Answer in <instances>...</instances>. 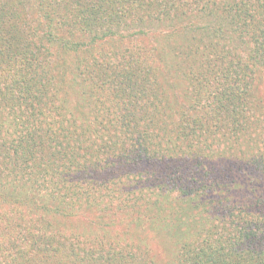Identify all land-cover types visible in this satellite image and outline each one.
Listing matches in <instances>:
<instances>
[{
    "label": "trees",
    "instance_id": "trees-1",
    "mask_svg": "<svg viewBox=\"0 0 264 264\" xmlns=\"http://www.w3.org/2000/svg\"><path fill=\"white\" fill-rule=\"evenodd\" d=\"M32 1L49 18L52 9L66 6V0H26L27 10ZM23 2L0 0V5L17 10ZM76 3L63 24L88 32L89 38L58 39L64 54L74 51L73 64L67 63L69 55L55 63L32 43L16 51L14 40L10 53H3L0 40V108L10 111L8 126L0 128V203L19 202L7 183L21 180L30 191L24 201L39 208L47 202L54 215L70 216L89 203L104 211L143 208L170 221L178 219L180 208H204L201 198L211 184H205L208 174L200 166L217 151L213 143L223 156L232 151L227 142H237V152L247 158L243 161L264 172V0ZM108 19L117 26L124 19L133 30L130 36L142 34L147 38L143 47L151 48L124 51L126 60L118 54L119 62L112 63L113 54L103 52L100 42L122 34L98 32ZM84 66L89 75L100 76L109 92L102 93L91 80L89 87L76 88ZM163 80L182 87L166 94ZM53 85L58 95L47 94ZM164 95L173 99L171 107ZM254 195L261 207L258 222L251 216L248 229L241 223L234 227L243 239L230 229L211 238L200 226L196 239L182 245L178 263L264 264V196ZM234 216L246 217L244 212ZM6 222L11 221L6 217L0 225ZM14 226L17 231L5 240L12 255L8 264L34 255L49 257L53 264H151L119 247L87 249L59 226L48 231L47 224V235L37 237L34 226ZM29 233L33 236L22 240L20 235ZM8 241L15 242L13 247Z\"/></svg>",
    "mask_w": 264,
    "mask_h": 264
},
{
    "label": "rangeland",
    "instance_id": "rangeland-1",
    "mask_svg": "<svg viewBox=\"0 0 264 264\" xmlns=\"http://www.w3.org/2000/svg\"><path fill=\"white\" fill-rule=\"evenodd\" d=\"M76 1L78 0H66V6L52 9L50 18L42 13L35 1L30 3V10L26 8V0L18 6L17 10L6 8L7 12L0 5V40L3 41L1 51L10 53L13 40L16 41V51L20 50V45L26 48L29 43H32L34 49L38 47L40 51L45 49L47 55H50L49 59L52 57L55 63H58L59 60L61 62L65 56L69 55L67 63L69 65L73 64L74 51L64 54L65 49L58 39H61L62 42H66V39L70 38L87 42L89 38L88 32L82 29L73 30L70 26L63 24L67 21L65 16L66 13H69L68 9H71L75 4L77 7ZM122 11L123 13L126 12ZM23 13L25 14L23 15ZM71 14L74 20L76 11L73 9ZM72 19H68V22H71ZM116 24V21L112 22L111 19H108L107 23L98 30L99 33L106 29L122 34V37L117 39L107 36L100 42L99 47L103 52L107 51L108 55L113 54L110 59L112 63L119 62L118 54L123 55V59L126 60L127 57L124 51L128 52L135 49L142 52L141 49L143 50V48H151L152 45L143 47L146 46L147 38L142 37V34L130 36L133 30H130V26L124 23V19L121 20L118 26ZM53 34L54 36H52ZM8 36L11 38L10 41H7L9 40ZM64 46L66 47V45ZM78 53H76V56L81 58ZM79 77L80 84L76 87L78 90L81 91L82 87H89L91 80L99 86L102 93L109 92L107 84L102 82L100 76L89 75L86 66L81 69V76ZM160 86L167 94L170 91H179L182 84L176 81L163 80L160 82ZM57 90L58 87L53 85L47 94L54 93L58 95ZM57 97L60 99L59 96ZM162 100L168 102L167 107L172 106L169 105L170 101L173 100L172 98H167V95H164ZM0 110L2 111L0 113V128L5 129L8 126L7 123L10 122L8 115L10 111L7 107L0 108ZM83 142L85 144L90 143V140H84ZM213 146L217 151L209 153V158L202 159L200 166L202 167L200 168L201 172L208 174L205 177V184H211L210 188H207L209 192H206L203 195L204 197L201 198L204 208L197 209L193 205L185 209L180 208L177 210L179 212L178 219H170V221H167L166 215L157 214L154 217L150 213H144L143 208L141 209V215V212L136 210L119 212L113 206L108 211L101 210L103 209L101 207L97 210L89 203L81 204L79 209L77 208L72 214H69L70 216H67V214L54 215L47 210V202L40 203L42 208H39L36 203L31 204L27 203L29 200L24 201L27 200L30 191L24 187L21 180H16L15 183L17 184L14 185L13 180L9 182L6 179V183L9 182L7 188L11 186L15 189V197L16 199L19 198V202L16 204H12V201L0 203V215L3 214L4 218L7 217L11 221L10 225L7 222L0 225V244L4 245V252L0 250V264L11 262L12 255L7 251L9 248L5 247L7 243L5 240L11 237L13 231H17L14 225H21L22 223L27 227L34 226L33 235L35 237L47 235V224L48 231L55 226H59L68 232L74 233L78 243H84L87 249L108 250L119 247L128 251L129 256L143 257V260L146 259L151 264H179L178 256L182 251V245L196 239L199 230L202 234L211 233L209 235L213 238L215 235L228 233V229H230L234 230L233 232L237 234L236 238L240 240L242 238L238 236L240 229L234 228L236 224L241 223V228L248 229V218H251V216L256 219L255 222H258L255 215L261 207L255 205L253 199L256 197L254 194L264 196L262 194L264 192V172L255 170L254 165L243 161L247 158L237 152L240 149L237 142L229 140L227 146L232 151L222 153L223 156L217 155V152L221 150L217 147L218 144L213 143ZM124 149H128V144L124 146ZM181 163L185 164L184 161H181ZM194 163L198 164L199 162ZM7 188L5 187L4 191H7ZM49 203H51L50 200L48 205ZM227 206L228 209H226ZM239 212H244L246 217L234 216ZM4 218H0V222L4 221ZM6 227H8L7 231L3 230ZM197 229L199 230L197 231ZM33 235L29 233L20 236L24 240ZM18 237L13 238L19 240ZM8 242L11 244L10 248L13 247L15 242ZM18 260L21 261V264H53L49 257L44 258L39 255L28 256L27 258L20 256ZM69 264L74 263L71 260ZM81 264H89V262Z\"/></svg>",
    "mask_w": 264,
    "mask_h": 264
}]
</instances>
